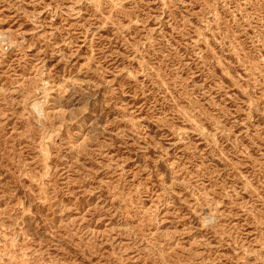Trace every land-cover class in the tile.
Masks as SVG:
<instances>
[{"label":"rangeland","instance_id":"374dc122","mask_svg":"<svg viewBox=\"0 0 264 264\" xmlns=\"http://www.w3.org/2000/svg\"><path fill=\"white\" fill-rule=\"evenodd\" d=\"M0 264H264V0H0Z\"/></svg>","mask_w":264,"mask_h":264},{"label":"bare ground","instance_id":"6f19581e","mask_svg":"<svg viewBox=\"0 0 264 264\" xmlns=\"http://www.w3.org/2000/svg\"><path fill=\"white\" fill-rule=\"evenodd\" d=\"M35 109L39 112V114H44L43 106L40 102H36L34 104Z\"/></svg>","mask_w":264,"mask_h":264}]
</instances>
